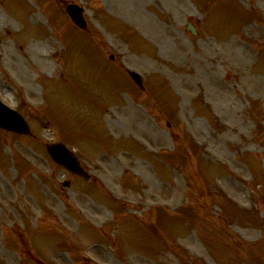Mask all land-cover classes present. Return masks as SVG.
Wrapping results in <instances>:
<instances>
[{
  "label": "rangeland",
  "instance_id": "374dc122",
  "mask_svg": "<svg viewBox=\"0 0 264 264\" xmlns=\"http://www.w3.org/2000/svg\"><path fill=\"white\" fill-rule=\"evenodd\" d=\"M0 98V264H264V0H0Z\"/></svg>",
  "mask_w": 264,
  "mask_h": 264
},
{
  "label": "water",
  "instance_id": "95a60500",
  "mask_svg": "<svg viewBox=\"0 0 264 264\" xmlns=\"http://www.w3.org/2000/svg\"><path fill=\"white\" fill-rule=\"evenodd\" d=\"M68 12L72 17L73 21L80 27L86 28V21L83 17V10L77 5H71L68 7ZM133 78L142 85L140 79L135 73H131ZM0 127L11 130L14 132L22 134H30L28 124L24 119L15 111L10 110L5 105L0 102ZM48 151L52 155L58 164L64 166L65 168L71 170L73 173L78 175H83L86 178L88 177L83 169L81 168L78 160L69 155L66 148L60 144L58 145H49ZM67 154V155H66Z\"/></svg>",
  "mask_w": 264,
  "mask_h": 264
}]
</instances>
